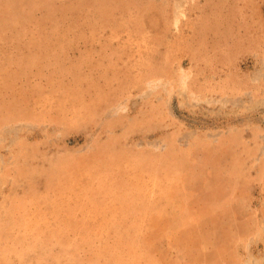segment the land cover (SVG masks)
Segmentation results:
<instances>
[{
	"label": "rangeland",
	"instance_id": "rangeland-1",
	"mask_svg": "<svg viewBox=\"0 0 264 264\" xmlns=\"http://www.w3.org/2000/svg\"><path fill=\"white\" fill-rule=\"evenodd\" d=\"M0 264H264V0H0Z\"/></svg>",
	"mask_w": 264,
	"mask_h": 264
}]
</instances>
